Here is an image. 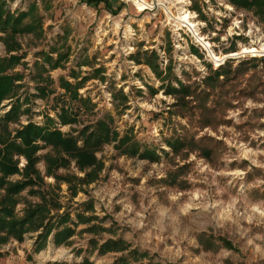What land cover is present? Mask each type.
Instances as JSON below:
<instances>
[{
  "label": "rangeland",
  "instance_id": "374dc122",
  "mask_svg": "<svg viewBox=\"0 0 264 264\" xmlns=\"http://www.w3.org/2000/svg\"><path fill=\"white\" fill-rule=\"evenodd\" d=\"M2 1L10 11L24 10L34 1L41 29L39 37L15 36L22 58L11 72L21 74L15 83L23 112L9 128L28 122L46 126L49 119L50 128L75 136L82 126L91 128L108 115L115 137L94 152L100 170L75 195L63 181L44 175L42 160L35 164L45 185H55L61 205L57 212H67L73 232L59 245L50 233L39 252L32 251L36 232L24 233L19 242L10 239L0 246V264L82 257L93 264H119L118 257L133 249L145 256L128 257L127 264H264L263 21L226 0H106L107 7L84 0ZM49 46L66 51V57L46 71L51 90L40 96L32 62L38 50ZM147 53H154L159 77L144 64ZM4 54L0 41V56ZM222 65L225 79L209 89L202 78ZM59 77L71 84L86 77L76 97L87 106L58 86ZM178 81L191 96L166 93L165 87H176ZM9 100L1 101L0 113ZM61 108L75 122L60 123ZM121 136L128 137L126 145L133 144L136 153L116 147ZM172 140L182 143L176 151L167 145ZM143 150L156 158L142 157ZM13 158L20 170L24 157ZM56 172L82 176L72 160ZM19 197L18 215L25 200L38 201L26 189ZM85 201L91 206L87 211ZM77 213L92 219L77 222ZM91 223L107 230L85 231ZM206 236L213 239L210 249L202 248ZM92 238L98 243L118 238L128 246L100 254Z\"/></svg>",
  "mask_w": 264,
  "mask_h": 264
},
{
  "label": "trees",
  "instance_id": "16d2710c",
  "mask_svg": "<svg viewBox=\"0 0 264 264\" xmlns=\"http://www.w3.org/2000/svg\"><path fill=\"white\" fill-rule=\"evenodd\" d=\"M88 4L96 5L103 2L107 7L106 0H84ZM230 5L237 8L249 10L259 17L264 23V0H226ZM117 9V8H116ZM37 14L35 2L31 1L24 10L10 11L5 2L0 0V41L3 44L5 54L0 56V103L4 99H10L9 107L3 113H0V246L8 242L10 239L21 241L23 234L27 232H36L32 247L33 252H39L45 245L48 235L54 245L64 243L72 234L73 228L67 224L68 214L66 211L58 213L61 207L55 185H45L36 167L39 160L43 161L44 175L52 176L57 181H63L67 185L70 195H75L81 189V185L88 184L93 181L101 167V162L95 157L94 152L98 150L105 142L111 141L115 137L114 130L110 127V117L103 115L97 119L94 125L89 128L82 126L77 130L75 136L67 135L55 127H49L50 120H46V126H36L30 122L22 125L20 128L10 129L9 124L15 122L18 116L23 112L20 108L23 102L17 97L18 84L15 81L21 78V74L17 71L11 72L12 68L17 65L22 58L19 54L20 45L16 41L15 36L21 34H32L34 37L40 35V23ZM50 53H55L52 57ZM36 58L32 62V69L35 88L40 96H46L50 93L49 87L51 79L46 74L47 70L58 67L66 57V51L60 52L55 46H49L47 51L38 50ZM134 58V56H132ZM154 53H147L144 59L150 70L159 77L156 70ZM138 63V60H135ZM47 66V68L45 67ZM224 65V64H223ZM219 66L210 70L201 82L210 88L215 86L219 79H225L226 70L224 66ZM71 76H74L72 72ZM221 76V78H219ZM224 77V78H223ZM81 78L73 84L59 77L57 79L58 86L66 92L70 98L76 99V89L82 83ZM166 93H173L184 99L191 96L189 87L178 81L176 87L168 85L165 87ZM81 105L87 106L85 99L77 98ZM59 122L62 124L73 123L75 118L65 109L61 108L58 113ZM80 139V144L76 142ZM127 136H121L117 140L116 147H121L122 152L128 154L136 153L135 146L126 145ZM167 145L176 151L181 145V141H167ZM45 149L43 154H37V151ZM23 156L25 163L19 170L17 167V159L13 156ZM147 159L156 158L153 151L143 150L140 154ZM73 161L74 167L82 172V176L74 174H58L56 170L67 168L69 161ZM17 174L18 179H9V176ZM26 189V193L30 196L38 197V201H24L21 214L18 215L14 210L15 205L20 200V192ZM81 191V190H80ZM85 211L90 209L88 201L83 202ZM92 219L91 216L77 213L76 221L80 223H88ZM93 234L105 231L107 228L99 224H89L84 228ZM206 245L203 249H210L213 239L206 236ZM92 246L98 253L102 254L107 251H124L127 244L118 238H105L101 242H97L94 238L91 240ZM201 244V241L197 239ZM224 247L229 248L230 243L227 240H221ZM127 254L118 257L119 264H127L128 257L135 259L136 256L144 257L145 253L136 254V251L127 250ZM2 256V251H0ZM45 264H93L86 257H82L80 261L71 262H46ZM146 264H158L146 263Z\"/></svg>",
  "mask_w": 264,
  "mask_h": 264
},
{
  "label": "bare ground",
  "instance_id": "6f19581e",
  "mask_svg": "<svg viewBox=\"0 0 264 264\" xmlns=\"http://www.w3.org/2000/svg\"><path fill=\"white\" fill-rule=\"evenodd\" d=\"M178 2H182V0H178ZM171 15V14H170ZM171 17H172V15H171ZM179 22V21H178ZM183 22V21H182ZM181 24V23H180ZM177 25V24H176ZM179 26V25H178Z\"/></svg>",
  "mask_w": 264,
  "mask_h": 264
}]
</instances>
